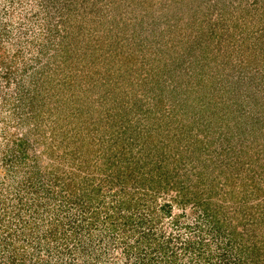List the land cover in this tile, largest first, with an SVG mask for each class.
I'll use <instances>...</instances> for the list:
<instances>
[{
  "label": "rangeland",
  "instance_id": "obj_1",
  "mask_svg": "<svg viewBox=\"0 0 264 264\" xmlns=\"http://www.w3.org/2000/svg\"><path fill=\"white\" fill-rule=\"evenodd\" d=\"M161 175L194 183L190 203L153 216L166 236L186 231L171 217L195 221L201 199L222 205L217 219L225 233L237 226V243L253 251L252 232L264 242V0H0L1 209L43 191L59 207V191L84 198L103 184L112 200L119 190L156 194L136 208L142 220L170 197L156 192ZM27 215L35 223L43 212ZM112 227L93 229L96 249L64 263L129 264L122 239L141 228L135 237ZM213 231L212 264L236 262L237 248L221 256L227 241ZM165 240L174 264H201Z\"/></svg>",
  "mask_w": 264,
  "mask_h": 264
},
{
  "label": "trees",
  "instance_id": "obj_2",
  "mask_svg": "<svg viewBox=\"0 0 264 264\" xmlns=\"http://www.w3.org/2000/svg\"><path fill=\"white\" fill-rule=\"evenodd\" d=\"M21 145L22 144H20L17 149L12 151L15 156H18V154L21 155V151H23L20 148ZM235 179L236 178L232 180L235 181ZM107 181L108 186L113 188L115 177H111L110 180ZM165 181L166 183L163 184ZM156 182L158 184L156 192L160 191L162 188L166 189V193H169L170 197L163 203H160L159 207H149V213L151 215L146 214L148 217H144L142 220L136 215V208L141 206L142 200L151 201L157 198L156 194L148 193L150 195L141 194L138 196V192H128V195L126 194L125 196V194L122 193V190H119L115 194L116 198L112 200V198H108L107 194L103 191L104 185L100 184L93 189V193H91V191L84 192L86 195L84 198H82L83 195L78 194L76 196H72V198H67L68 195H61L62 193L59 191L56 198L58 199L63 196L65 201L60 199L61 204L58 207L56 203L53 205L51 204V202L53 203L57 200H53V195L49 193L46 194V191L42 192L43 195H36V198L35 196H31L32 199L28 203L22 193H17L19 197L16 200V204L4 203V207H2V209L0 207V235L2 237V239L0 238V243L5 244L3 253L6 255V261L4 264H65L64 257H68L69 254L70 256H77V254H80L78 253V250L80 249L82 254L87 253L90 245L91 248L96 249L95 241L97 236L93 235L95 228H98L101 231L106 229V227L113 228L112 226L116 227L114 230H119L121 226L125 227V233L127 232L126 229H132L134 233L132 234L134 236L136 234V228L138 226L141 228L140 232L137 231L138 236H135V239H124L125 236L122 239L124 250L122 253H125V255L127 254L131 260L135 255V258L133 261H130L129 264H154L153 260L155 258H158V261L163 260L162 255H166L168 257L166 264H174L175 257L173 254L176 256L177 254H175V250L173 249L171 250L172 252H170L171 248H167L165 239H167V242L169 243L172 239H176L175 241L180 243L182 246L181 248L185 251V255L190 253V259L194 260L195 263L199 260L201 264H205L203 260L205 259L206 263L212 264V260L215 256L211 254L208 257L207 252L210 250V246L214 242L213 239L217 235L213 231L216 229H219L222 234L224 233L222 237L228 242H224V244L221 242L223 245L221 256H227L230 250L237 248L238 257L236 258V262H233L232 264L264 263V242L257 243V234L252 232L249 238H254L255 240V243L251 245L253 246V251L248 250L249 248L245 245L237 243L236 236H243V234H240L241 232L237 229V226H234L233 229L229 230L230 233L222 231V227L229 229L230 224H226L217 219V215L220 213V207L222 205L216 202L213 204L210 200H195V206L200 210L199 221L197 219L199 217L198 216L195 217V221L193 222L183 223L184 220L182 221V215L174 214L175 217H171L172 222L183 224L186 231L184 232L180 229L181 233L179 232L177 238H173L170 234H168L170 236H166L164 231L165 227L155 226L157 223H155L153 216L158 218V221H161V216L164 214L159 210L167 209V211H169L172 215L173 210L176 207L175 205L183 207L187 203H190L192 201L190 193H193L194 183L188 182L181 177L171 181L168 179L167 175H161ZM39 189L42 188L40 187ZM128 196L131 197L127 199ZM137 197L138 199H136ZM123 199H126L125 203L127 209H131V205L133 204L136 206L133 208L134 211H126L127 213L122 211L124 207ZM2 200L3 202L4 200L9 201L10 198L9 196H4ZM71 206H75V209L81 210V213L77 216L75 215V217L71 216ZM113 209L116 211L114 212ZM102 211H104L106 216L101 214ZM40 212H43V215L40 216L42 219L40 218L41 220H38L35 223L31 219L22 218L23 215L28 214L27 218H30L33 214H39ZM186 216L183 218L186 219ZM131 219L132 222L136 220L138 226L132 225L130 222ZM138 219H140V222ZM245 220L246 223H248L249 219ZM253 220L254 224L256 220L255 218ZM17 221H19L20 225L13 227V222ZM106 221L110 222L107 223ZM130 224L131 227L128 226ZM253 224L246 228L250 229L254 226ZM260 224L261 222L259 225ZM183 225H180L179 228H182ZM211 225L215 229L212 230L210 227ZM77 229L81 230L82 234L84 231H89L88 236H84L82 234L80 235L81 232L78 233ZM3 230L6 232L5 235L3 234ZM208 235H211V239H206ZM100 240L101 239L97 241L100 242ZM26 242L31 244L36 242L38 244L35 249L33 248V250H31L30 247H26ZM80 246L82 247L80 248ZM99 246H101V243ZM105 246L106 247L103 251L101 249L102 253L109 251L108 242ZM157 253H161V255ZM68 258L71 259V257ZM116 261H111L110 264H116ZM106 264H109V262ZM117 264L120 263L117 261Z\"/></svg>",
  "mask_w": 264,
  "mask_h": 264
}]
</instances>
